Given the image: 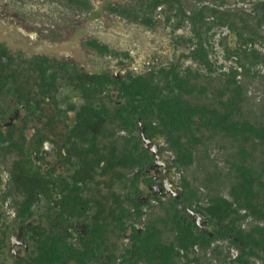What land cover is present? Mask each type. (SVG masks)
<instances>
[{
	"label": "trees",
	"instance_id": "trees-1",
	"mask_svg": "<svg viewBox=\"0 0 264 264\" xmlns=\"http://www.w3.org/2000/svg\"><path fill=\"white\" fill-rule=\"evenodd\" d=\"M249 3L255 11L239 7ZM145 5L111 12L190 36L187 53L141 74L74 72L0 46V91L26 111L0 131V255L10 214L33 244L31 264H264V0ZM142 128L166 139L178 198L141 200L151 163ZM47 144L64 173L44 170Z\"/></svg>",
	"mask_w": 264,
	"mask_h": 264
},
{
	"label": "flooded vegetation",
	"instance_id": "flooded-vegetation-1",
	"mask_svg": "<svg viewBox=\"0 0 264 264\" xmlns=\"http://www.w3.org/2000/svg\"><path fill=\"white\" fill-rule=\"evenodd\" d=\"M71 1L74 5L80 3V8H65L56 2L46 0H0V46L11 57H42L48 59L53 67L66 64L69 71L73 70L74 72L77 70L88 73V68L97 70L104 67L103 72L89 74L106 73L116 80L126 78L130 74H141V68L136 65L132 56L123 65H120L117 60L116 70H112L107 63L103 62L107 56L102 55L97 47L92 46L91 43L96 42L104 46L95 33L97 28L101 26V24L96 23L97 17L114 15L111 12L113 8L141 12L143 15L147 11L145 5L147 0H129L126 3L118 2V0ZM32 2L37 3H34V6H29ZM42 4H47L49 8L42 7ZM87 4H89V8ZM10 41L14 43L23 42L25 49L21 47L14 51L9 45ZM185 41L186 39L182 38L179 47H186ZM27 46L32 49L35 48L34 52L28 54ZM65 46L74 48V53H67L66 49L63 51L59 49ZM56 48L60 51L55 55L46 53L47 50H55ZM121 53L125 54V52ZM78 58H88L90 60L89 65L82 63ZM152 61L150 63L151 61L148 60L146 66L160 63L158 58ZM97 64L100 65L98 68ZM136 66L139 67L138 70H135ZM118 69L121 71L119 72ZM118 73L120 74L118 75ZM25 115L24 105L19 104L7 92L0 91L1 132L6 133L12 126L19 125ZM147 140L149 142H142V147L149 152L151 163L144 170L143 179L146 180V183L142 185V190L145 191V195L141 197V200L145 201L146 198L154 202L156 199L164 200L173 197L177 193L179 175L172 168L171 154L164 150L166 139L157 137ZM43 151L46 162L50 163L49 166H45L44 170L56 167L59 173H64V168L57 165L54 147L47 144ZM10 223L7 247L4 252L10 261L8 264H31L33 244L26 235V228L12 222V220ZM198 226L202 231L207 232L208 225L204 221ZM95 264L102 263L97 262Z\"/></svg>",
	"mask_w": 264,
	"mask_h": 264
},
{
	"label": "rangeland",
	"instance_id": "rangeland-1",
	"mask_svg": "<svg viewBox=\"0 0 264 264\" xmlns=\"http://www.w3.org/2000/svg\"><path fill=\"white\" fill-rule=\"evenodd\" d=\"M227 5L234 7L235 5H238V0H226ZM34 3L37 2H32L30 3L29 6H34ZM44 5V6H43ZM42 7H45L46 9L49 8L48 5L46 4H42ZM239 7H242L244 10L246 11H255V9L257 8L256 5L254 3H249V4H239ZM122 10H127V9H122ZM104 17V16H103ZM101 19V16L97 17V24H101V26H106V27H112L114 30L116 29L118 31L119 35H123V36H119L118 39H115V42H117V45L120 46V48L124 49L126 48L127 44H130V41H127L126 39L131 38V40L133 39V41L135 40L136 43V54H133V58L135 59V63L136 65L140 66V72H143L146 70V68H148V66H146V63L148 62V60L152 61V59H160V63L163 62L167 63L174 60L176 57V59H178L180 57L181 54L183 53H187V46H182V47H178L177 50L175 51V41L177 40V38L181 37L186 39L190 36L189 30L188 28L182 29L180 31H178L176 34H172L171 32V27H166L164 25V23L162 22V20H160V24H158V28L156 30H153L154 32L152 34H148V33H142L141 32V27H137L134 26V24L130 23V22H126V21H119L118 20H114V21H110L109 23H107V20L105 18ZM113 17V16H112ZM90 26V25H88ZM101 26H99L96 30V34H98L100 37L106 38L107 40H111V36L104 30H101ZM219 37L216 36L215 37V42H218ZM173 43V44H172ZM9 45L14 49V51H17V49H20L21 47H23L25 49V44L23 42H17L14 43L12 41L9 42ZM60 50H65L67 53H74L72 47L69 46H65V47H61L59 48ZM35 50V48H29V46H27V53H33ZM58 48H56L55 50H47L46 53H52V54H56L58 53ZM80 61H82V63L89 65L90 60L88 58H78ZM103 62L107 63L109 65V67L112 70H116V65L113 64V60L110 58H104ZM159 63V64H160ZM158 65V64H157ZM100 65L97 64V68ZM186 66H191V62H186L185 63V67ZM194 67V66H193ZM139 67H135V70H138ZM102 70V71H101ZM104 67L101 69H92V68H88L87 71L88 73H99V72H103ZM119 72L121 71L120 69H118ZM120 73H118L119 75ZM213 155H215V153H212ZM225 196H227V194H225ZM9 219H12L11 215H8ZM236 254V252H233V255Z\"/></svg>",
	"mask_w": 264,
	"mask_h": 264
},
{
	"label": "crops",
	"instance_id": "crops-1",
	"mask_svg": "<svg viewBox=\"0 0 264 264\" xmlns=\"http://www.w3.org/2000/svg\"><path fill=\"white\" fill-rule=\"evenodd\" d=\"M122 2V3H126L127 1H129V0H118V2ZM113 16V17H112ZM103 18H105L106 20H107V23H109L110 21H114V20H118V22L119 21H128L126 18H123V17H120V16H118V15H112V14H109V15H106L105 17H103ZM101 19H102V17H101ZM129 22V21H128ZM131 23V22H130ZM132 24H134V23H132ZM158 24H160V19H159V21H158ZM158 24H157V26H158ZM134 26H137V27H141V32L142 33H148V34H152L154 31L153 30H156L158 27L156 26L155 28H150V27H148V26H144V25H137V24H134ZM101 30H104V31H106L110 36H111V40H107L106 38H103V37H100L98 34H97V36H98V38H100L101 39V42H102V44H104V46L105 47H107L108 49H109V51H110V55L109 56H107L108 58H110V59H112L113 60V64H116V62H117V60L120 62V58H115V57H113V55L112 54H114V53H117V54H120V56L121 55H123V53H121V52H125V54H129L130 56H133V54H136V43L137 42H135V40L133 41V39L131 40V38H129V39H126L127 41H130V44H127V46H126V48H124V49H122V48H120V46H118L117 45V42H115V39H118V37L119 36H123V35H119L118 34V31L115 29H113L112 27H106V26H101ZM173 44V43H172ZM175 46V45H174ZM177 49H176V47H175V51H176ZM132 53V54H131ZM152 60H154V59H152ZM160 60V59H159ZM164 61H166V60H164ZM163 61V62H164ZM118 62V63H119ZM153 61H151L150 63H152ZM161 62V61H160ZM163 62L161 63V64H163ZM167 63H168V61H167ZM167 63H164V64H167ZM150 66H152V65H148V68L150 67ZM147 69V68H146ZM143 72H145V71H143ZM142 72V73H143ZM4 176V180L6 179V174H4L3 175ZM12 220V222H14V220H13V218L12 219H9V218H7V220H6V222L5 223H3L2 224V227L3 228H6L7 229V231H8V229H9V227H10V221ZM77 227H78V230H83V227H82V225H80V226H78L77 225ZM8 235H9V233H8ZM10 261H9V259H8V257L6 256V254L4 253L3 255H0V264H8Z\"/></svg>",
	"mask_w": 264,
	"mask_h": 264
},
{
	"label": "water",
	"instance_id": "water-1",
	"mask_svg": "<svg viewBox=\"0 0 264 264\" xmlns=\"http://www.w3.org/2000/svg\"><path fill=\"white\" fill-rule=\"evenodd\" d=\"M141 138H142V142L145 143V142H149V140L146 139V136L144 135V129L142 128L141 129ZM174 197L178 198L179 197V194L176 193L174 194ZM196 216V220H197V224L199 225L201 222H203V219L200 217V216Z\"/></svg>",
	"mask_w": 264,
	"mask_h": 264
}]
</instances>
